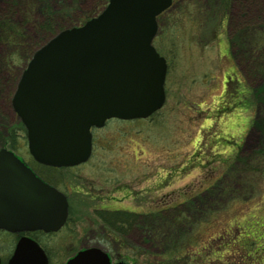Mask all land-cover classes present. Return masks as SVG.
I'll return each instance as SVG.
<instances>
[{"label": "rangeland", "instance_id": "1", "mask_svg": "<svg viewBox=\"0 0 264 264\" xmlns=\"http://www.w3.org/2000/svg\"><path fill=\"white\" fill-rule=\"evenodd\" d=\"M33 1L37 6L30 4L32 0H0V13L5 12L0 18L12 23V35L15 29L20 33L12 41L14 36L4 39L0 31V147L14 150L29 163L25 130L10 98L30 52L49 37L41 28V7L46 0ZM78 1L77 13L95 8L93 0ZM216 1L175 0L171 17L166 14L160 18L153 45L167 61L162 108L144 119H110L92 129L93 151L88 161L56 177L50 175L77 203L81 227L96 219L90 209L100 203L113 199L111 204L116 208L150 212L176 204L220 178L209 194L211 199L204 198L211 207L201 209L195 217L190 213L194 227L183 228L179 223L185 220L177 224L165 217L154 223L157 228L162 223L161 246L153 244L160 231L149 235L146 242L142 234L145 227L131 228L130 254L136 261L130 264H155L165 246L177 248L180 240L187 239L192 249L200 247L219 231L224 234L222 228L238 239L252 241L257 264H264V92L259 94L261 103L254 97L264 88V31L257 36L246 33L245 50L230 52L225 27L228 22L230 28L235 26V8L231 9V21L221 27L219 8L209 19L206 10L216 7ZM253 11L249 10L248 16ZM237 141L241 144L239 161L233 164L229 157L238 152V148H231ZM85 188L101 191L85 194ZM174 213L178 216L177 210ZM181 216L179 219L185 218V214ZM12 240L0 232L2 264ZM133 242L140 248H134ZM212 242L220 250L218 239ZM123 251L112 249L113 253ZM236 256L222 258L229 264ZM213 264L221 263L214 259Z\"/></svg>", "mask_w": 264, "mask_h": 264}, {"label": "water", "instance_id": "2", "mask_svg": "<svg viewBox=\"0 0 264 264\" xmlns=\"http://www.w3.org/2000/svg\"><path fill=\"white\" fill-rule=\"evenodd\" d=\"M171 0H108L96 16L60 30L33 54L11 96L26 129L27 148L53 166L86 161L92 126L106 119L147 117L165 100L166 60L152 44L156 16ZM65 196L42 181L11 150L0 148V228L55 230ZM97 247L66 264H110ZM40 247L22 237L7 264H45ZM124 264V263H116Z\"/></svg>", "mask_w": 264, "mask_h": 264}, {"label": "trees", "instance_id": "3", "mask_svg": "<svg viewBox=\"0 0 264 264\" xmlns=\"http://www.w3.org/2000/svg\"><path fill=\"white\" fill-rule=\"evenodd\" d=\"M62 3L60 4L57 2V0H46L45 3L41 7L43 19H42V26L41 28L43 30H47V36L50 38L54 33L57 31L67 28V27H72L76 25H80L85 21L86 19L92 17L96 13L101 10L104 5L106 4V0H93L94 1V7L92 10H88L87 12H82V13H77L78 11V0H61ZM64 1V2H63ZM52 6V8L48 7V4ZM32 6L36 5L37 3L32 0L30 3ZM216 7L211 6L210 8H206L208 12V19L212 11H214L216 8H219L220 13H225L226 10L229 12H232L231 9L233 7L235 8V16H234V24L235 26L233 28H230L232 31V35L230 37V45H231V50L232 53H234L235 49L239 50L240 52H243L245 50V47H243V42L247 41L245 39L244 35L248 34H256L257 32L262 33L264 31V0H217L216 1ZM200 9V8H199ZM252 15L248 16L249 10H253ZM172 7L168 9L165 13H162L158 16V22H160V18L163 17L166 14H169L171 17L172 15ZM5 12H2L0 14H3ZM233 13V12H232ZM223 17V15H222ZM221 17V18H222ZM232 15L228 19V21H231ZM6 18H0V31L2 33V36L4 39H7L11 36H14L12 41H15V38L20 37V33L18 29H15L14 35L11 34L13 31V28L10 24H12L10 21L5 20ZM244 20L240 23H238L239 20ZM229 24V22H228ZM227 24V25H228ZM216 25V24H215ZM229 26V25H228ZM230 27V26H229ZM242 28V29H241ZM257 36V34H256ZM45 37V38H46ZM46 38L45 41L48 39ZM234 50V51H233ZM34 49L30 52H32ZM29 54V57H30ZM264 64V63H263ZM255 91V90H254ZM256 92V91H255ZM261 92H264V88L262 86L261 89H259L256 93L257 97L255 99L261 103L262 96L259 95ZM252 122V121H251ZM21 124V122H20ZM253 124V122H252ZM22 125V124H21ZM3 139H1L2 141ZM233 144V143H232ZM238 152H235V154L231 157H229L230 162L233 164L238 162ZM229 162V163H230ZM226 174V171H225ZM220 178H216L215 181L210 184L207 188L202 189V191H199L197 194L195 193L194 195H190L189 197H185L182 201H180L177 204L173 205H168L166 207H163L160 210L156 211H151L150 213H143L141 215L138 214H129L126 215L125 217H118V216H110L112 218V221H118V220H124L125 223H128L131 227L135 226L136 228L145 227V240L149 241V235H157L158 231L159 237L156 238V241L153 243L156 247L159 245L161 246L162 244V231L160 230L162 227V223L154 224L155 222L158 221V219L162 220L165 218L169 219L168 221L172 222H177V221H183L185 223H182L179 225L185 227H189L191 224V227L193 226V219L190 213H193L194 217L197 215L201 214V209L206 210V208H210L209 202L205 201V197L209 196V194L213 193V190L215 186L219 183ZM208 199H211V196L208 197ZM181 207L179 210L176 208ZM178 213V216L176 214H172V211H176ZM171 211V212H170ZM164 213V214H163ZM185 214V218L179 219V217H182L181 215ZM108 218V217H107ZM106 218V219H107ZM108 218V219H111ZM146 219V220H145ZM148 219V220H147ZM195 222V219H194ZM145 223V226H142L140 224ZM148 224H152L153 226H150ZM178 224V222H177ZM168 226V225H166ZM179 226V227H181ZM160 227V229H159ZM189 228V230L192 228ZM194 227V226H193ZM197 227V226H196ZM196 227L192 232L196 231ZM231 227V226H230ZM234 227V225H233ZM199 229V228H197ZM224 234L218 232V236L213 237L210 236V240H208V245L203 243L200 247L194 248L193 249L190 247V244L188 243V240H180L178 243L177 248H171L170 246H165L164 250L160 252V257L155 258V264H170L175 262V264H207L205 261L208 258V264H213L214 259L217 260L221 264H227V261H224L222 256L230 257V256H236V259H228L229 264H257L256 262V254L257 252H252L251 245L253 244L252 241L249 239H238L236 237V234L232 233L229 231L227 228H222ZM154 231V233H152ZM181 234V233H180ZM183 234V235H182ZM182 236L180 237L181 239L184 238V233L182 232ZM214 239H218V242H220L221 248H217V245L213 243L212 241ZM172 241V240H171ZM172 246V245H171ZM223 249V251H222ZM205 251V252H203ZM209 252L208 257H205L204 254ZM219 252V253H218ZM225 252L226 254H223ZM215 257V258H214ZM149 259V258H148ZM133 260H135V257H133ZM234 260V261H232ZM213 261V262H212Z\"/></svg>", "mask_w": 264, "mask_h": 264}, {"label": "flooded vegetation", "instance_id": "4", "mask_svg": "<svg viewBox=\"0 0 264 264\" xmlns=\"http://www.w3.org/2000/svg\"><path fill=\"white\" fill-rule=\"evenodd\" d=\"M222 15V20L223 18L225 20L227 18H230L232 12L226 10V12ZM222 26L223 25H221V27ZM225 29L227 32L226 35H228V38L230 40L232 30L229 26L227 28V25ZM92 151L93 147L91 149V154ZM91 154H89L90 157ZM31 160L33 159L31 158ZM24 162L39 178H41L48 184L55 186L65 195L67 200V215L62 225L56 230L45 231L43 229H34L6 231L5 229H0L1 233L9 235L13 239V245L11 246V250H9L10 253L8 254L7 259L4 261L5 264L11 256L18 240H20L22 237H26L27 239L29 238L30 240L35 241L40 246L41 250H43L46 256L45 264H66L70 257L74 256L76 252L90 246L98 247L106 252L110 258L111 264H115L116 262H125L126 264H128V262L132 260L130 254V249L132 247V242L130 240V231L131 228H135V226L131 227L128 223H125L124 220L112 221V218L110 216L125 217L126 215L133 213L141 215L143 212L126 208H116L114 204H111L112 202H115V200L112 199L111 201L100 203V205L94 207L93 209H90V212L94 214L96 219H91L89 224L87 223L89 226L85 224L81 227L80 217H78L79 213L77 210H75L77 209L75 208L77 206V203H75V201H72L69 197L70 195L67 192L63 191V189L57 187V184H55L50 179V175H55L56 177V174H63V171L78 167V165L81 164L71 167H52L48 165L44 166V164L38 163L34 160L32 163H29L26 160H24ZM85 189V194L89 193L91 195L92 192L98 193L101 191L99 189L94 190L92 188ZM98 199L100 201L103 200V198L100 196H98ZM110 206H113V208ZM107 217L111 219H108ZM142 234L143 236H145V233ZM133 245L136 249L140 248V245H136V243H134ZM112 249L124 251L119 254L117 252L113 253ZM0 264H2V262Z\"/></svg>", "mask_w": 264, "mask_h": 264}]
</instances>
